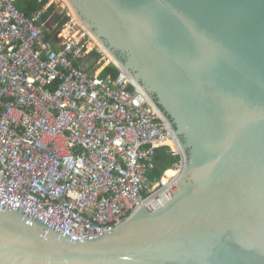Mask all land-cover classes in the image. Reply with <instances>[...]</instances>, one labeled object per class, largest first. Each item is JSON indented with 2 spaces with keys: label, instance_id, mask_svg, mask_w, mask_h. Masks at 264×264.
I'll use <instances>...</instances> for the list:
<instances>
[{
  "label": "water",
  "instance_id": "water-1",
  "mask_svg": "<svg viewBox=\"0 0 264 264\" xmlns=\"http://www.w3.org/2000/svg\"><path fill=\"white\" fill-rule=\"evenodd\" d=\"M171 122L178 190L79 241L0 203V264H264V0H69Z\"/></svg>",
  "mask_w": 264,
  "mask_h": 264
},
{
  "label": "built area",
  "instance_id": "built-area-1",
  "mask_svg": "<svg viewBox=\"0 0 264 264\" xmlns=\"http://www.w3.org/2000/svg\"><path fill=\"white\" fill-rule=\"evenodd\" d=\"M42 14L0 0V203L85 241L169 201L187 155L116 58V77L91 70L106 47L80 17L69 14L53 42ZM160 152L174 174H157Z\"/></svg>",
  "mask_w": 264,
  "mask_h": 264
},
{
  "label": "trees",
  "instance_id": "trees-1",
  "mask_svg": "<svg viewBox=\"0 0 264 264\" xmlns=\"http://www.w3.org/2000/svg\"><path fill=\"white\" fill-rule=\"evenodd\" d=\"M48 0H17L19 6L24 9L27 14H31L35 11L43 10V7L47 4ZM56 4L50 5L46 11H43L42 18L43 20H48L47 22V29L46 35L47 39L50 41H55V34L62 28L63 24L69 20V16H65L55 12L52 17V22H49V14L55 9ZM57 23V27L52 29V26ZM93 55L100 56L97 52H93ZM119 70L113 66L108 65L106 66L102 72L101 76L106 77L107 75H112L116 77L118 75ZM158 161H159V169L156 171L158 175H161L163 171L167 168H171L172 163L175 161V158L166 156L161 152L158 154Z\"/></svg>",
  "mask_w": 264,
  "mask_h": 264
},
{
  "label": "rangeland",
  "instance_id": "rangeland-1",
  "mask_svg": "<svg viewBox=\"0 0 264 264\" xmlns=\"http://www.w3.org/2000/svg\"><path fill=\"white\" fill-rule=\"evenodd\" d=\"M53 4H56L55 9L49 14V22H52V17L55 12L65 15V16H70L72 11L69 10L68 6H65L64 0H48L47 4L43 7V11H46L48 7ZM77 13V12H76ZM70 14V15H69ZM57 23H55L52 26V29L57 27ZM55 42V41H54ZM98 56H93V58L90 59L89 63L91 65V70L96 71V70H102L104 69L105 66H108L111 62H107L106 60H99L97 59ZM106 61V62H105ZM106 63V64H105Z\"/></svg>",
  "mask_w": 264,
  "mask_h": 264
},
{
  "label": "bare ground",
  "instance_id": "bare-ground-1",
  "mask_svg": "<svg viewBox=\"0 0 264 264\" xmlns=\"http://www.w3.org/2000/svg\"><path fill=\"white\" fill-rule=\"evenodd\" d=\"M64 2H65V6H68L69 10L72 11L71 14L74 15V19L77 18V17H79L78 14L76 13L74 7H73L72 4L70 3V1H69V0H64ZM89 31L91 32V34H92L93 37L95 38L96 42H98V43L101 44V46H102V43H101L100 40L96 37V35L90 30V28H89ZM105 51H106V56H107V58H106V59H107V60H106L107 62H111V61L115 60V57L113 56L112 53H110L107 49H105ZM106 61H105V62H106ZM105 64H106V63H105ZM174 173H175V170L172 169V168H168V170L166 171V174H168V175H172V174H174Z\"/></svg>",
  "mask_w": 264,
  "mask_h": 264
}]
</instances>
